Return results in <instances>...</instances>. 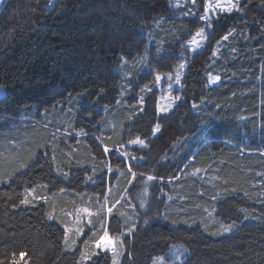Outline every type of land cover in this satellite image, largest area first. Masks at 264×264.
<instances>
[{
  "label": "trees",
  "instance_id": "16d2710c",
  "mask_svg": "<svg viewBox=\"0 0 264 264\" xmlns=\"http://www.w3.org/2000/svg\"><path fill=\"white\" fill-rule=\"evenodd\" d=\"M171 1L3 0L4 264L14 253L22 264H81L64 240L65 212L101 210L106 196L110 230L130 229L120 264H151L174 244L187 249L181 264H264V0L213 19L194 53L184 43L205 25L201 9L173 22ZM182 62L180 99L160 114L154 83ZM138 137L143 145L129 143ZM144 174L159 179L146 212L132 205ZM210 214L235 229L215 236Z\"/></svg>",
  "mask_w": 264,
  "mask_h": 264
},
{
  "label": "rangeland",
  "instance_id": "374dc122",
  "mask_svg": "<svg viewBox=\"0 0 264 264\" xmlns=\"http://www.w3.org/2000/svg\"><path fill=\"white\" fill-rule=\"evenodd\" d=\"M2 2L3 0H0V6ZM233 2L237 3L239 8L243 0H233ZM199 9H201L200 13L198 14V18L200 19V16L204 15V0H172L171 12L165 16V19L173 22L181 19L182 20L187 19L190 16L192 17L195 13H197ZM207 26L208 25L205 23L204 26L196 29V31H194L192 36L187 41H185L184 43L185 48L190 53L199 51L204 47L208 34ZM201 29L204 30V35L206 39L200 44L199 47H196L195 45L190 46V41H192L193 37ZM196 38L198 41L200 40V37H196ZM181 64H184L185 66L186 62H182ZM178 74L180 80L179 84L176 83ZM182 75H183V69H180V67L170 72L169 74L158 75V77H160L161 79L159 82H157L158 80L157 77V80L154 83L155 87H157V89L159 90L158 105L160 106L161 109L167 108V111H158L160 114H164L168 112L175 104L176 100L174 98L177 97L175 95V90H178L181 87ZM214 81H217L215 77H211L210 82H214ZM169 97H172L173 99H169ZM134 145L140 146V144H134ZM119 153H124L125 155L121 156L119 155ZM116 155L122 158L125 161V163L129 160L128 150H123V149L117 150ZM108 163L110 166L109 169H111L112 165L109 159H108ZM132 173L134 174V172ZM110 174L111 172L109 171L107 175V182L110 181V176H109ZM148 176H152L154 177V179L148 180L147 179ZM156 180L159 179H157V177H155L154 175H150V174L142 175V180L134 195L135 203L132 204L134 208L139 207V209L142 212L148 211L152 182ZM108 186H110V184H108ZM110 195H111V190L108 193V196ZM100 205H101V210L92 209L88 207L85 203L77 204V206L73 207L71 210H67V212H65L67 221L62 225L64 228V233H67V235L64 236V240L66 242V245H68L70 249H74V250L79 249L80 257L82 252H87L90 255L93 254L95 255L99 252H107L111 256V264H112V252L110 250H100L95 245V240L103 233L104 228L107 227L110 236H121V234H123L121 236L123 249L121 251V254L117 257L118 262L120 264L121 258L125 252L124 238L128 234H130V232H126L128 230L130 231V229L121 230L119 232H112L109 228L110 220L107 214V207H111V206L109 204V200L107 196L100 201ZM84 209H87V212L83 211ZM171 211L174 212V209L171 208ZM99 215L101 217L97 225L96 222H93V219H95V217ZM206 226L208 229H210L212 234H214L217 237L228 235L235 229L234 224H230V225L224 224L223 222H220L217 217L211 214L209 215V221L206 224ZM224 227H229V230L224 231L223 230ZM134 229L135 228H133V230ZM187 253H188L187 249L182 244H174L169 248V250L166 252L165 255L158 256L159 258H161L159 261H157L156 259L158 257H154L151 264H181L184 261Z\"/></svg>",
  "mask_w": 264,
  "mask_h": 264
},
{
  "label": "snow or ice",
  "instance_id": "6c2138e0",
  "mask_svg": "<svg viewBox=\"0 0 264 264\" xmlns=\"http://www.w3.org/2000/svg\"><path fill=\"white\" fill-rule=\"evenodd\" d=\"M238 5L237 3H234L233 0H204V15L200 16V20L204 21L207 25H211L213 19H218L220 15L223 14H230L234 10H237ZM231 34V33H229ZM196 37H200V40L198 41ZM206 39L204 35V30L201 29L196 33V35L193 37L192 41H190V46L195 45L196 47H199L200 44ZM228 35H225L221 38V40H227ZM221 41H217V44H219ZM216 55V50L213 51V56ZM180 69L184 68V64H181ZM160 77H158L157 82L160 81ZM215 79L219 80V77H216ZM176 83H180L179 80V74L177 75ZM169 99H173L172 97H169ZM175 100H179L180 97L177 96L174 98ZM170 107V105H169ZM157 110L158 111H167V108L161 109L159 105H157ZM160 130V125L157 124L153 129V133H157ZM129 143L131 144H140L143 145L145 143L144 140L140 139L139 137L135 140L130 141ZM119 155L123 156L125 155L124 153H119ZM111 171V169H109ZM65 179H68L69 174L68 173H62ZM148 180H153L154 177L148 176ZM39 199V197H38ZM22 204H27L29 203V200L24 199L21 200ZM83 211L87 212V209H84ZM114 209L113 207H107V214L109 217L113 215ZM123 215V213H121ZM49 219H52L51 216H49ZM231 227V226H229ZM229 227H224V231H228ZM67 235V233H65ZM123 234H121L122 236ZM121 236H110L109 231L107 227L104 228L103 233L95 240V245L98 249L100 250H110L112 252V264H119L117 257L121 254V251L123 249V244L121 240ZM21 258H26V253L21 252L20 254ZM94 255V254H93ZM93 255H90L87 252H82L81 253V264H90V261L93 258ZM157 261H159L161 258H156ZM0 264H4L3 261H0ZM11 264H22L21 261L16 260L15 253L13 254Z\"/></svg>",
  "mask_w": 264,
  "mask_h": 264
}]
</instances>
